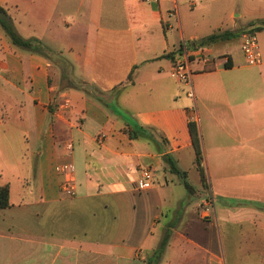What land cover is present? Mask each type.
I'll return each mask as SVG.
<instances>
[{
    "label": "crops",
    "instance_id": "crops-1",
    "mask_svg": "<svg viewBox=\"0 0 264 264\" xmlns=\"http://www.w3.org/2000/svg\"><path fill=\"white\" fill-rule=\"evenodd\" d=\"M246 1L0 0L15 33L50 51L15 47L0 27V264H145L165 240L159 264H264V210L243 204L264 205V30L251 31L264 2ZM247 31L256 67L240 51ZM201 45L214 62L193 65L190 98L170 70ZM65 163L73 197L55 171ZM143 170L152 187L139 191Z\"/></svg>",
    "mask_w": 264,
    "mask_h": 264
},
{
    "label": "built area",
    "instance_id": "built-area-1",
    "mask_svg": "<svg viewBox=\"0 0 264 264\" xmlns=\"http://www.w3.org/2000/svg\"><path fill=\"white\" fill-rule=\"evenodd\" d=\"M170 17L174 14H170ZM240 51L242 53L244 63L249 67H256L261 64V54L259 51V45L257 37L252 32H244L240 35ZM214 62L213 53L211 48L207 45H201L192 55L184 49L177 58L174 60L172 68L170 70V76L174 80L183 83L189 87L187 95L190 98H194L192 89V76L193 65L199 64L203 67L212 64ZM64 109L69 108L68 100H65L62 104ZM193 114V113H191ZM189 121L194 123V116L189 117ZM103 138V136L101 137ZM65 150L68 154L72 153L73 145L71 142L65 144ZM55 171L58 175H63V179L60 184V191L68 197L75 196V180H74V166L72 163L59 164L55 167ZM139 191H145L152 187V174L149 170H143L140 174V179L135 185Z\"/></svg>",
    "mask_w": 264,
    "mask_h": 264
},
{
    "label": "trees",
    "instance_id": "trees-1",
    "mask_svg": "<svg viewBox=\"0 0 264 264\" xmlns=\"http://www.w3.org/2000/svg\"><path fill=\"white\" fill-rule=\"evenodd\" d=\"M0 27L3 29L5 35L7 36V38L9 39L10 43L13 46L23 49L25 51L39 54L41 56H45V57L49 56L50 54L49 49L40 40L23 39L17 33H15L13 26L11 24V20L8 14L6 13L5 9H3L2 7H0ZM260 30H264V22L261 23V25L254 27L251 31L255 32ZM221 37H223V35H218L214 33L213 35L209 36L205 41H203V43L201 44L215 41L216 39ZM51 112L52 110L51 108H49V113ZM188 130L191 137L192 147L196 154V161H195L196 168L197 171L199 172L203 186H206L205 174L200 162V153H201L200 135L194 123L190 122L188 124ZM160 139H161V143L165 145L166 143L165 139H163L162 136H160ZM163 161L169 165L171 171L182 177L183 187L185 188L186 192L189 195H191L195 191V189L187 182L186 173L181 172L179 169L176 168L174 161L172 160L169 154L163 155ZM243 204L264 210V205H261L256 202L245 201L243 202ZM8 206H9V188L8 186H3L0 187V210L6 209L8 208ZM166 244H167L166 240L161 242L160 245L145 259V264H159L162 258L163 251L166 247Z\"/></svg>",
    "mask_w": 264,
    "mask_h": 264
},
{
    "label": "rangeland",
    "instance_id": "rangeland-1",
    "mask_svg": "<svg viewBox=\"0 0 264 264\" xmlns=\"http://www.w3.org/2000/svg\"><path fill=\"white\" fill-rule=\"evenodd\" d=\"M247 2V1H246ZM257 2H262L261 0H259V1H257ZM255 0H253V3L252 2H250V0H248V2H247V4H249L251 7H255L256 5H258V3H257ZM263 2H264V0H263ZM250 7V8H251ZM260 7H262V5L260 6ZM259 7V8H260ZM262 8H264V7H262ZM239 21L240 22H244V19L243 18H241V19H239ZM13 137H14V140L15 139H17V137H15V135L13 134ZM12 137V138H13ZM10 144V143H9ZM11 145V144H10ZM14 147H15V145H14ZM30 164L32 165V163L30 162ZM189 180V182L191 183V184H194L193 182V179L190 177V179H188ZM185 194V190H184V188L181 186V187H178V188H176V192H175V195H177V194Z\"/></svg>",
    "mask_w": 264,
    "mask_h": 264
}]
</instances>
